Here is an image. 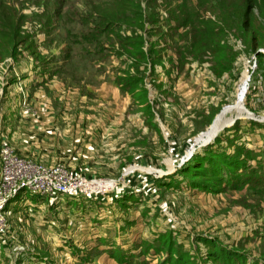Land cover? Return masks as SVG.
Masks as SVG:
<instances>
[{"label":"rangeland","instance_id":"obj_1","mask_svg":"<svg viewBox=\"0 0 264 264\" xmlns=\"http://www.w3.org/2000/svg\"><path fill=\"white\" fill-rule=\"evenodd\" d=\"M111 1L5 0L24 17L27 39L10 63L29 75L32 106L53 111L39 118L50 158L37 162L110 182L52 200L22 191L5 209L0 264H214L207 241L241 264L264 262V50L253 45L264 42V13L249 18L252 32L242 16L253 0H140L152 32L144 51L154 57L132 70L126 56L95 61L96 47L73 44L90 10ZM195 26L217 34L218 52L178 61L172 45L192 39ZM44 67L57 78L33 92ZM122 71L138 75L137 98L118 87ZM221 115L204 137L211 144L193 152ZM221 153L251 158V170L217 178L209 162Z\"/></svg>","mask_w":264,"mask_h":264},{"label":"trees","instance_id":"obj_2","mask_svg":"<svg viewBox=\"0 0 264 264\" xmlns=\"http://www.w3.org/2000/svg\"><path fill=\"white\" fill-rule=\"evenodd\" d=\"M90 12H93L92 14L94 15H90V18H83L86 19L87 32L85 31L78 36L75 35L73 44L82 47H96V51L88 53L91 60L105 61L109 58V56H105V54L113 52L117 57H128L129 60H133V64H136L137 62V65H135L132 70H138V67L136 66H138L140 60H144V62L147 63L153 59V50L152 54H147L144 51V44L146 43L144 35L152 34V32L147 31L146 29L147 23H150V21L149 17L146 18L145 16L140 0H113L109 3H105V5L99 7V9L90 10ZM256 12L263 15L264 0H253L249 10L245 11L243 14V25L248 31L253 32L254 24L249 18H253ZM23 18L19 15L18 10L12 5L6 3L5 0H0V42H3V45H0V64L11 58L16 60L18 57V49L27 42V39L24 38L23 29L25 22L22 21ZM177 22L179 25L182 24L181 20H177ZM191 22H189V25H191ZM193 30L196 33H193L194 38L192 37V39L184 40L183 45H172L178 61H185L190 58L192 61H200L203 59V55L206 54L207 51L209 52L210 50V52H214V55L218 52L217 34L207 31L202 32L198 26H195L192 31ZM68 39L69 38L66 40ZM103 40L108 43L110 49L105 48ZM68 42L72 44L70 40H68L67 43ZM117 45L118 47H116ZM253 45L255 50H264V42L259 40L258 37L253 38ZM93 54L95 55L93 56ZM258 56L260 62L264 61L263 53H259ZM68 57L66 58L69 60L71 55H68ZM42 69L45 70L47 68L44 67ZM137 78L138 75L136 73L134 74L133 71H122L116 78V83L122 92L130 95L132 98H137L140 81ZM143 103L145 104L144 109L149 108V110L152 111V105L149 100ZM236 157V159L233 156L225 159L222 153L213 157V162H209V165L211 166L214 164L215 168L213 167L214 169H210L209 172L214 176H218L217 178H222L225 174L224 171H227L233 178H236L238 176V171L247 169L251 170V167H248L251 158L241 157L239 154ZM242 158H244L245 161ZM250 173V177L253 178L252 180L257 181V179L253 177L255 176L256 171H250ZM207 244L213 248V253L210 252V259H213L216 262L214 264H217V262L222 264L240 263L239 261L234 260L233 256L229 253L221 252L220 247H217V245L208 241ZM178 258L179 257H177V261L179 259L181 260L176 264H190L189 261H185L183 258ZM259 264H264V262L260 260Z\"/></svg>","mask_w":264,"mask_h":264},{"label":"crops","instance_id":"obj_3","mask_svg":"<svg viewBox=\"0 0 264 264\" xmlns=\"http://www.w3.org/2000/svg\"><path fill=\"white\" fill-rule=\"evenodd\" d=\"M14 64L18 62L16 59H8L2 64H10L9 72L0 80H7V84L0 82V160L2 161V150L5 146L12 148L15 153L21 157L35 160L36 163L44 162L46 157L50 158L49 152L45 148L46 136L42 133L46 132L45 124L41 123L40 117L44 116L47 111L53 112L51 107L42 104L40 107L32 106L30 103L29 89V75L21 77L10 61ZM42 68L36 72L41 81L38 82L33 90L35 92L38 88L49 91V84L54 82L57 75L49 73L48 75ZM65 88L69 86L67 81ZM81 91L82 86L78 85ZM76 87V88H77ZM86 88L83 92L86 93ZM38 161V162H37ZM46 166L44 164L38 163ZM133 170V169H132Z\"/></svg>","mask_w":264,"mask_h":264},{"label":"built area","instance_id":"obj_4","mask_svg":"<svg viewBox=\"0 0 264 264\" xmlns=\"http://www.w3.org/2000/svg\"><path fill=\"white\" fill-rule=\"evenodd\" d=\"M25 190L51 200L87 196L101 191L97 189L96 181L71 172L63 165L43 166L17 155L12 148L5 146L0 174V233L7 227L4 216L7 204Z\"/></svg>","mask_w":264,"mask_h":264},{"label":"water","instance_id":"obj_5","mask_svg":"<svg viewBox=\"0 0 264 264\" xmlns=\"http://www.w3.org/2000/svg\"><path fill=\"white\" fill-rule=\"evenodd\" d=\"M230 107H231V106H230ZM230 107H227L226 109H228V108H230ZM226 109H225V110H226ZM225 110H224V111H225ZM224 111H223V112H224ZM222 114H223V113H222ZM222 116H223V115H221V116L217 119V121H216V122L214 123V125L209 129L208 132H206L205 134H203V135L201 136V138L198 139L197 144H196V146H195V149H193V152H194V150H196V148L206 147V146H208V145L211 144L212 140H205L204 137H206L207 134H208L209 132L212 131V129L214 128V126H215L216 124H218V122H219V120H220V118H221ZM217 136H218V134L215 135V137L213 138V140H214L215 138H217Z\"/></svg>","mask_w":264,"mask_h":264},{"label":"bare ground","instance_id":"obj_6","mask_svg":"<svg viewBox=\"0 0 264 264\" xmlns=\"http://www.w3.org/2000/svg\"><path fill=\"white\" fill-rule=\"evenodd\" d=\"M107 182H110V181H98V182H96V187H97V189H99V190H101V191H108V190H106V183Z\"/></svg>","mask_w":264,"mask_h":264}]
</instances>
